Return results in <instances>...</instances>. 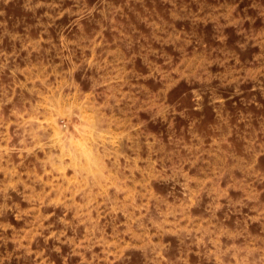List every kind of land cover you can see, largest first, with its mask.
<instances>
[{
	"label": "rangeland",
	"instance_id": "374dc122",
	"mask_svg": "<svg viewBox=\"0 0 264 264\" xmlns=\"http://www.w3.org/2000/svg\"><path fill=\"white\" fill-rule=\"evenodd\" d=\"M0 264H264V0H0Z\"/></svg>",
	"mask_w": 264,
	"mask_h": 264
}]
</instances>
